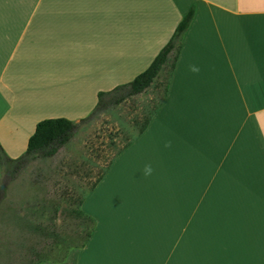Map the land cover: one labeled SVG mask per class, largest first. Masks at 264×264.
Wrapping results in <instances>:
<instances>
[{"label":"crops","instance_id":"0c3cea01","mask_svg":"<svg viewBox=\"0 0 264 264\" xmlns=\"http://www.w3.org/2000/svg\"><path fill=\"white\" fill-rule=\"evenodd\" d=\"M191 8L162 101L80 202L73 264H264V0H0L11 158L39 121L79 122L143 72Z\"/></svg>","mask_w":264,"mask_h":264},{"label":"rangeland","instance_id":"374dc122","mask_svg":"<svg viewBox=\"0 0 264 264\" xmlns=\"http://www.w3.org/2000/svg\"><path fill=\"white\" fill-rule=\"evenodd\" d=\"M169 74L170 66L145 92L82 124L55 156L32 161L7 181L2 170L0 264H73L92 227L78 213L83 196L144 127Z\"/></svg>","mask_w":264,"mask_h":264},{"label":"trees","instance_id":"16d2710c","mask_svg":"<svg viewBox=\"0 0 264 264\" xmlns=\"http://www.w3.org/2000/svg\"><path fill=\"white\" fill-rule=\"evenodd\" d=\"M194 15L195 9L191 8L179 22L169 41L158 52L150 65L132 81L120 84L109 91H100L95 108L79 122L65 117L47 118L39 121L34 133L29 138L27 150L17 158H11L0 143V166L6 174V181L15 178L32 161L38 158L55 156L61 148L71 142L82 124L92 121L100 114L123 103L130 97L145 92L151 87L156 77L170 60L171 67L174 69L182 48L184 35ZM3 192L0 189V201ZM78 213L83 215L81 210H78ZM85 217L89 218L88 216Z\"/></svg>","mask_w":264,"mask_h":264},{"label":"clouds","instance_id":"9594fccd","mask_svg":"<svg viewBox=\"0 0 264 264\" xmlns=\"http://www.w3.org/2000/svg\"><path fill=\"white\" fill-rule=\"evenodd\" d=\"M188 70L190 72H193V73H199L200 72V67L198 65H196V64H190L188 66ZM164 146L166 148H171L172 147V142L170 140H168V141L165 142ZM152 173H153L152 165L151 164H146L144 166V169H143V175L147 177V176H151Z\"/></svg>","mask_w":264,"mask_h":264},{"label":"water","instance_id":"95a60500","mask_svg":"<svg viewBox=\"0 0 264 264\" xmlns=\"http://www.w3.org/2000/svg\"><path fill=\"white\" fill-rule=\"evenodd\" d=\"M3 188H4V186H3Z\"/></svg>","mask_w":264,"mask_h":264}]
</instances>
